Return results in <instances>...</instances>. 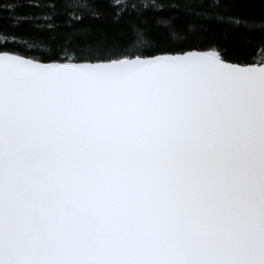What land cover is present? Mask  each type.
<instances>
[{"label": "clouds", "instance_id": "obj_1", "mask_svg": "<svg viewBox=\"0 0 264 264\" xmlns=\"http://www.w3.org/2000/svg\"><path fill=\"white\" fill-rule=\"evenodd\" d=\"M0 264H264V78L0 67Z\"/></svg>", "mask_w": 264, "mask_h": 264}, {"label": "snow or ice", "instance_id": "obj_2", "mask_svg": "<svg viewBox=\"0 0 264 264\" xmlns=\"http://www.w3.org/2000/svg\"><path fill=\"white\" fill-rule=\"evenodd\" d=\"M114 6L117 12L113 14L112 22L115 25H125L123 34H116L103 40L90 39L89 29L77 27L74 21H82L86 14L95 19H100L102 13L96 11L90 0H7L0 5V21H6L5 31L0 32V40L5 44L16 42L27 45L31 50L34 46H41L30 39H22L16 35L8 34V29H17L24 24H29L35 31H48L49 39L62 38L64 43L72 48L77 60L96 61L95 63H116L129 58L139 59H203L212 63L220 71L225 73L242 72L251 78H264V67H242L235 63L226 62L225 57L230 55H242L229 49L227 44H221L216 39L209 40L207 33L213 23L222 24L226 19H232L231 9L241 5L231 3L230 0H115ZM250 9H259V15L237 19V26L243 23L246 31L240 36L242 43L254 45L259 43L264 46V0H248L243 5ZM178 9L179 14H162L166 9ZM76 11V15L68 18V11ZM228 14V15H226ZM59 16H64V24L53 21ZM182 18L190 19L182 28L176 25V21ZM199 20L197 24L194 21ZM65 25H68L65 28ZM164 28L166 31L161 32ZM260 33V39L255 40L256 33ZM150 38L151 44L147 46L153 51L165 50L177 47L184 49L206 48V50L183 51V54L134 56L131 52L133 45L141 36ZM172 37H178L173 39ZM227 28L224 31V40H229ZM47 50V49H45ZM67 51V49H65ZM19 62L39 65H57L64 63H41L38 59L25 58L19 53L0 47V67L5 65L12 67ZM93 63V62H84Z\"/></svg>", "mask_w": 264, "mask_h": 264}, {"label": "trees", "instance_id": "obj_3", "mask_svg": "<svg viewBox=\"0 0 264 264\" xmlns=\"http://www.w3.org/2000/svg\"><path fill=\"white\" fill-rule=\"evenodd\" d=\"M7 0H0V5H3ZM71 2V0H69ZM231 3L241 5L240 7L231 9L230 15L232 19H226L222 24L213 23L212 27L209 29L207 36L209 40L216 39L221 42V44H227L230 50L235 53H242V55H230L225 57V60L230 63L240 64V65H254L264 63V46H261L259 43L254 45H247L241 42L240 36L243 32L246 31L243 23L239 26L235 24L237 19L244 20L245 18H251L259 15V9H250L244 7L248 0H230ZM259 2V0H257ZM90 3L93 5L94 9L102 13L100 19H95L91 17L90 14H86L82 21H74L77 27L87 26L89 29L90 39L93 40H103L108 37L116 34H123L125 30V25H115L112 22L113 14L117 12L116 7L114 6L115 0H90ZM170 13L179 14L178 9H166L162 14L167 15ZM68 18H72L76 15V11L70 9L68 11ZM228 15V14H226ZM65 17L59 16L53 21L57 24H64ZM192 22L190 19L182 18L179 21H176V25L183 27L187 23ZM195 23L199 24L201 21L196 20ZM6 21H0V32L5 31ZM68 25H65L67 28ZM227 28L229 40H224V31ZM161 32L166 31V29L161 28ZM8 34L16 35L22 39H30L31 41L38 42L41 46H34L31 50L28 49L27 45L9 42L7 44L4 41L0 40V47H6L8 50L21 54L24 57L28 58H37L38 61L42 62H96V61H85L77 60L73 54L72 48L66 45L62 38L56 40H50L48 31H35L29 24H24L17 29H8ZM260 39V33L257 32L255 40L258 42ZM47 49V50H45ZM67 49V51H65ZM189 50H198L203 51L206 48H197V49H184L183 51ZM180 48H166L165 50L153 51L148 47H145L141 55L142 56H155L158 54H176L183 53Z\"/></svg>", "mask_w": 264, "mask_h": 264}, {"label": "water", "instance_id": "obj_4", "mask_svg": "<svg viewBox=\"0 0 264 264\" xmlns=\"http://www.w3.org/2000/svg\"><path fill=\"white\" fill-rule=\"evenodd\" d=\"M176 54H183V53H176ZM176 54H168V55H176ZM158 55H165V54H158ZM155 56H157V55H155ZM25 58H28V57H25ZM38 62L46 63V62H42V61H38ZM68 62L69 63H84V62H71V61H68ZM48 63H53V62H48ZM56 63H64V62H56ZM237 65L242 66V67H248V66H251V67H264V63L254 64V65H240V64H237Z\"/></svg>", "mask_w": 264, "mask_h": 264}]
</instances>
